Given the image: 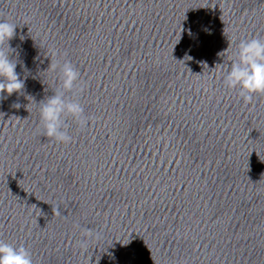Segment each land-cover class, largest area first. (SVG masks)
Wrapping results in <instances>:
<instances>
[{
    "label": "clouds",
    "instance_id": "1",
    "mask_svg": "<svg viewBox=\"0 0 264 264\" xmlns=\"http://www.w3.org/2000/svg\"><path fill=\"white\" fill-rule=\"evenodd\" d=\"M16 27V24L6 19L0 20V96L20 93L25 87L24 80L16 71L17 60L10 58L14 49L11 48L9 41L16 35ZM5 45L7 48L4 47ZM56 55L58 54L55 50L50 52V57ZM57 69H59V88L53 92V95L46 96L38 103L39 119L44 136L67 145L73 140L68 131L70 125L66 122L67 118H71L80 129H83L88 125L89 117L85 115L84 106L78 99L68 98L65 95L73 92L77 82L80 81L79 70L67 59L62 63L51 59L47 70L55 72ZM224 84L228 89L238 90L245 104L252 103L255 96H264V38L242 39L239 42L230 70L224 77ZM80 91H83V86ZM14 107L18 108L20 105L17 103ZM74 226L80 227L79 224ZM82 231L86 239L80 241L79 246L85 250L89 240L101 238L99 232L91 229ZM0 264H34V262L30 251L23 245L14 246L0 240Z\"/></svg>",
    "mask_w": 264,
    "mask_h": 264
}]
</instances>
